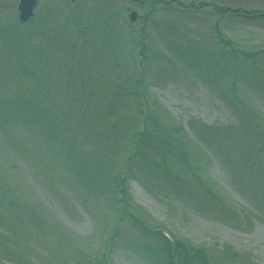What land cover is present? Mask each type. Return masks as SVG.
<instances>
[{"label": "rangeland", "instance_id": "rangeland-1", "mask_svg": "<svg viewBox=\"0 0 264 264\" xmlns=\"http://www.w3.org/2000/svg\"><path fill=\"white\" fill-rule=\"evenodd\" d=\"M38 1L0 0V264H264V16L223 6L264 0Z\"/></svg>", "mask_w": 264, "mask_h": 264}, {"label": "flooded vegetation", "instance_id": "flooded-vegetation-1", "mask_svg": "<svg viewBox=\"0 0 264 264\" xmlns=\"http://www.w3.org/2000/svg\"><path fill=\"white\" fill-rule=\"evenodd\" d=\"M203 2V3H202ZM204 2H206V3H204ZM208 3V1H206V0H200L199 1V4L200 5H203L204 6V4H207ZM211 3H216V2H211ZM224 6V10L225 11H227V12H229V13H232V14H236V13H243V12H241L240 10H242V11H248V10H256V8H244L243 6H241V4L240 5H238V6H236V7H234V6H231L230 4H228V5H223Z\"/></svg>", "mask_w": 264, "mask_h": 264}, {"label": "water", "instance_id": "water-1", "mask_svg": "<svg viewBox=\"0 0 264 264\" xmlns=\"http://www.w3.org/2000/svg\"><path fill=\"white\" fill-rule=\"evenodd\" d=\"M34 0H22L20 4V9L22 11V18H27L32 13V8L34 5ZM132 17H135V14L132 15Z\"/></svg>", "mask_w": 264, "mask_h": 264}]
</instances>
